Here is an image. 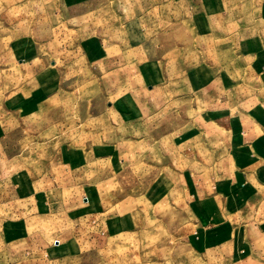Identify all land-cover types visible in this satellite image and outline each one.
<instances>
[{
	"label": "rangeland",
	"instance_id": "1",
	"mask_svg": "<svg viewBox=\"0 0 264 264\" xmlns=\"http://www.w3.org/2000/svg\"><path fill=\"white\" fill-rule=\"evenodd\" d=\"M203 1L0 0V264H264L188 205L205 122L264 94L263 0Z\"/></svg>",
	"mask_w": 264,
	"mask_h": 264
},
{
	"label": "crops",
	"instance_id": "2",
	"mask_svg": "<svg viewBox=\"0 0 264 264\" xmlns=\"http://www.w3.org/2000/svg\"><path fill=\"white\" fill-rule=\"evenodd\" d=\"M204 5L208 9V2L199 0V5L192 8L193 13H195L199 6L201 19L205 18L204 14H206ZM255 10L258 11V17L255 18L254 23L264 27V0ZM254 39L262 42L264 32L262 36H256ZM255 46L260 47L259 44H255ZM261 49L262 47L257 50ZM262 52L264 55V49ZM144 75V78L149 77L146 71ZM119 88L117 92H120ZM251 93L253 95L243 100L239 99L238 102L231 103L230 100H223L219 104L220 107L215 109L222 112L218 119L216 117V120L210 119V121L205 122L203 130L208 135H205L202 130L204 137L214 136V138L200 137V139L203 141V145L207 146V150H212L208 156L211 164L197 163L200 166L196 165V168L200 169L194 171V174L203 169L205 172L199 180L194 179L197 182V191L194 194V199L188 201V205L191 208L198 206L201 211L207 214L211 213L215 217L216 223L220 221V217L222 223L226 221V216H229V212H231L239 223L238 227H242V230L244 228V232H247L256 243L250 247V253L260 255L264 254V94ZM232 105L236 106V111L235 109H233L234 111L231 110ZM209 126H214L215 129H209ZM224 144L227 148L225 153H222L220 149L223 148ZM192 174V171L185 173L189 176ZM186 177L183 176V186L186 190L190 189L191 191L192 186L187 185L188 178ZM70 195L72 211H82L84 205L89 203L88 198H82L79 190H73ZM225 197L229 202H233L232 205L223 203ZM220 203L225 208H222ZM59 205L62 206V202L58 204L57 201V204H53L56 207ZM241 212L245 214L239 217L238 213ZM241 224L244 225L241 226ZM60 244L61 241L54 245V248H59ZM29 245L36 253H44L52 249L46 237L41 233H34Z\"/></svg>",
	"mask_w": 264,
	"mask_h": 264
}]
</instances>
